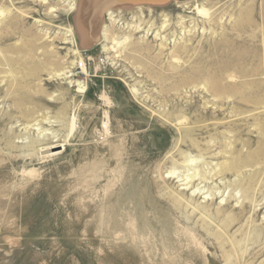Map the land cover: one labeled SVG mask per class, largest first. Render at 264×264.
Instances as JSON below:
<instances>
[{
  "label": "rangeland",
  "instance_id": "rangeland-1",
  "mask_svg": "<svg viewBox=\"0 0 264 264\" xmlns=\"http://www.w3.org/2000/svg\"><path fill=\"white\" fill-rule=\"evenodd\" d=\"M79 2L0 0V264H264V0Z\"/></svg>",
  "mask_w": 264,
  "mask_h": 264
},
{
  "label": "bare ground",
  "instance_id": "bare-ground-1",
  "mask_svg": "<svg viewBox=\"0 0 264 264\" xmlns=\"http://www.w3.org/2000/svg\"><path fill=\"white\" fill-rule=\"evenodd\" d=\"M86 2H89V3H86ZM91 2H92V0H80V2L77 3L76 7L74 6L73 3L71 4L72 6L70 7L71 11H74L76 9V14L74 15V21L76 22V30L75 31H76V33L79 34V37L84 40V43H89L90 41L92 42L94 40V38H95V36H94L95 34L94 33L96 32V27H97L96 16H95L94 12L97 11L98 8H96L94 6L95 4H93ZM106 6H109V4H107ZM143 10L144 9L142 7H137L136 10H134L131 13L133 15L128 17V18H131L134 21L136 20L137 22H135V23L133 22L134 24L133 23L127 24L128 30L130 28L131 31H136V32L141 31L142 22H144L143 20H141V17L143 15ZM149 11H151V9ZM202 11H203V9H199L200 13H202ZM120 13H121V10L119 12L109 11L107 13L106 20L108 22L105 23L104 26H102L101 32H100V36L103 39L102 44H101V48H102L103 52L109 51L110 49L114 50L116 48H119L122 45V43H123V39H122V42L121 41L119 42L117 40V37H115L114 35H112V37L110 39H109V36H108V31H109V28L111 27V25L113 26L114 24H119L120 20L118 21V15ZM203 16H205V15H203ZM67 33H68L67 36L69 37L68 41H70V43L74 44L73 32L69 29V30H67ZM126 39L127 38L125 37V40ZM105 42L111 43V46L110 47L106 46V44H104ZM73 52L76 53L77 51L74 50ZM54 147H55V145H52V147L49 146V147L44 148L42 150H51ZM193 193H196V192H193Z\"/></svg>",
  "mask_w": 264,
  "mask_h": 264
},
{
  "label": "water",
  "instance_id": "water-1",
  "mask_svg": "<svg viewBox=\"0 0 264 264\" xmlns=\"http://www.w3.org/2000/svg\"><path fill=\"white\" fill-rule=\"evenodd\" d=\"M153 2H155V0H115V3L116 4H119L120 3L119 4V7H122V8H125V7L126 8H133L134 6H136V7L152 6L153 7V4H154ZM121 3H124V4L125 3L126 4L130 3V4H128V6L127 5L126 6H121L122 5ZM109 6H111V5H109ZM116 6L117 5H114L113 7L118 8Z\"/></svg>",
  "mask_w": 264,
  "mask_h": 264
},
{
  "label": "built area",
  "instance_id": "built-area-1",
  "mask_svg": "<svg viewBox=\"0 0 264 264\" xmlns=\"http://www.w3.org/2000/svg\"><path fill=\"white\" fill-rule=\"evenodd\" d=\"M76 69H83V67H85V65H84V62L83 61H79L77 64H76Z\"/></svg>",
  "mask_w": 264,
  "mask_h": 264
}]
</instances>
